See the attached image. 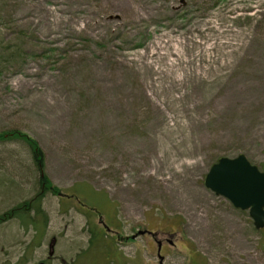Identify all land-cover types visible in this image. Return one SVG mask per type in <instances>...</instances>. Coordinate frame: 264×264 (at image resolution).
Returning a JSON list of instances; mask_svg holds the SVG:
<instances>
[{
	"label": "rangeland",
	"instance_id": "374dc122",
	"mask_svg": "<svg viewBox=\"0 0 264 264\" xmlns=\"http://www.w3.org/2000/svg\"><path fill=\"white\" fill-rule=\"evenodd\" d=\"M0 57V134L52 186L37 231L0 224V264H158L125 237L163 229L165 264H264V228L203 183L264 172V0H0ZM39 177L0 141V217Z\"/></svg>",
	"mask_w": 264,
	"mask_h": 264
},
{
	"label": "water",
	"instance_id": "95a60500",
	"mask_svg": "<svg viewBox=\"0 0 264 264\" xmlns=\"http://www.w3.org/2000/svg\"><path fill=\"white\" fill-rule=\"evenodd\" d=\"M204 186L235 208L249 210L254 227L264 228V173L243 155L220 158L205 175Z\"/></svg>",
	"mask_w": 264,
	"mask_h": 264
},
{
	"label": "trees",
	"instance_id": "16d2710c",
	"mask_svg": "<svg viewBox=\"0 0 264 264\" xmlns=\"http://www.w3.org/2000/svg\"><path fill=\"white\" fill-rule=\"evenodd\" d=\"M9 50L10 49H8V51ZM11 56H13V55L11 54ZM6 58L0 57V60L6 59ZM8 139L14 140V141L21 140V141H24L28 145L29 150L33 156L34 164H35L36 169L38 170L39 175H40V177H39V183L40 184L39 185L42 188V190L39 192V194L36 197L31 199L29 202L22 203V204L18 205L16 208L11 209L10 211H8L4 215H2V217H0V224L5 222V221H9L11 219L12 220L13 219H20V221H21V223H23V225H25L27 227L32 225L33 228L36 230L37 226H36V220L35 219H38V218L44 216L43 211H41V209H40V204H41L42 200L44 199V195L47 192H49V190H51V187H52L48 183V181L46 180V176H44V174H43V153L40 150L38 144L34 140H32L30 137H28L27 135H25L21 132L11 130V131H7L3 134H0V141H5ZM42 183L46 184V186H43ZM59 196H61V194ZM32 213H33V217H31ZM43 220H44L43 222H45V216L43 217Z\"/></svg>",
	"mask_w": 264,
	"mask_h": 264
},
{
	"label": "flooded vegetation",
	"instance_id": "af4514ba",
	"mask_svg": "<svg viewBox=\"0 0 264 264\" xmlns=\"http://www.w3.org/2000/svg\"><path fill=\"white\" fill-rule=\"evenodd\" d=\"M152 232H153L152 240L159 246L161 244L166 245L169 251L168 253H170L172 248L177 246L176 236L180 231H171V230L163 229V230L152 231ZM161 251H162L161 248L160 250L157 249L156 251V255H157L156 258H157L158 264H164V262L166 261L167 255L162 254ZM50 259H51V256H49L47 260H50Z\"/></svg>",
	"mask_w": 264,
	"mask_h": 264
},
{
	"label": "crops",
	"instance_id": "0c3cea01",
	"mask_svg": "<svg viewBox=\"0 0 264 264\" xmlns=\"http://www.w3.org/2000/svg\"><path fill=\"white\" fill-rule=\"evenodd\" d=\"M146 243H147V245H151V243L153 244V242L150 239L147 240ZM109 264H115V263L111 262ZM117 264H129V263H127L126 261H121L120 263H117Z\"/></svg>",
	"mask_w": 264,
	"mask_h": 264
},
{
	"label": "bare ground",
	"instance_id": "6f19581e",
	"mask_svg": "<svg viewBox=\"0 0 264 264\" xmlns=\"http://www.w3.org/2000/svg\"><path fill=\"white\" fill-rule=\"evenodd\" d=\"M40 209H41V211H42V208H41V206H40Z\"/></svg>",
	"mask_w": 264,
	"mask_h": 264
}]
</instances>
